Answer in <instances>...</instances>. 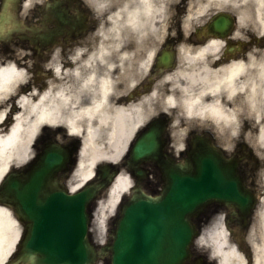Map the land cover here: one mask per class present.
<instances>
[{"label": "flooded vegetation", "instance_id": "flooded-vegetation-1", "mask_svg": "<svg viewBox=\"0 0 264 264\" xmlns=\"http://www.w3.org/2000/svg\"><path fill=\"white\" fill-rule=\"evenodd\" d=\"M132 13L139 20L135 26L129 21ZM219 17L223 24L209 28ZM0 19L6 35L0 63L22 66L28 89H41L55 64L67 65L78 51L89 52L103 42L111 50L113 102L145 115L140 131L159 120L166 146H188L193 132H207L213 144L231 148L229 157L256 186L261 167L249 148L256 144L258 128L245 101L236 102L242 116L230 130L210 119L186 118L180 100L188 82L182 73L198 75L204 68L216 71L239 62L247 67L246 77H255L254 66L264 57L258 0H0ZM168 97L173 105L166 103ZM255 189L257 199L247 215L213 203L195 219L202 237L223 224L244 264H254L252 243L257 250L262 244L257 215L263 191ZM193 253V261L199 255L212 259L201 244Z\"/></svg>", "mask_w": 264, "mask_h": 264}, {"label": "bare ground", "instance_id": "bare-ground-1", "mask_svg": "<svg viewBox=\"0 0 264 264\" xmlns=\"http://www.w3.org/2000/svg\"><path fill=\"white\" fill-rule=\"evenodd\" d=\"M129 21L133 26L139 22L135 13L130 15ZM258 21L264 25V0H258ZM110 56V47L103 42L89 52L78 51L67 65L53 66L52 78L45 82L42 90L37 86L31 89L24 86L28 82L22 66L0 64V180L9 169L30 160L34 138L48 129L64 130L67 136L81 141L75 155L77 161L66 181L70 191H77L91 179L98 163L120 165L128 142L143 125L145 115L134 106L113 102ZM254 69V80L246 77L247 67L239 62L216 71L204 68L198 75L182 73L188 79V87L181 91L184 115L194 119L209 117L235 130L242 116L236 102L244 100L258 128L255 142L264 148V60L256 63ZM242 76L244 79L238 81ZM174 102L172 97L166 99L168 105ZM6 113L7 117L2 120ZM12 113H15L14 123L7 127ZM182 150L180 143L167 146L168 153L175 156ZM146 166L149 171L153 168L150 164ZM131 185V177L121 169L94 203L92 224H96L100 235L104 234L107 219L129 193ZM258 225L262 244L258 250L255 248V264H264V197L260 199ZM20 232L21 226L12 212L0 205V264L15 252ZM92 237L99 243L103 240L102 235ZM208 241L218 264H243L221 226L208 234Z\"/></svg>", "mask_w": 264, "mask_h": 264}, {"label": "water", "instance_id": "water-1", "mask_svg": "<svg viewBox=\"0 0 264 264\" xmlns=\"http://www.w3.org/2000/svg\"><path fill=\"white\" fill-rule=\"evenodd\" d=\"M155 126L141 133L132 145L128 165L140 182L146 175L138 165L154 163L164 185L156 196L141 186L121 205L113 243L97 250L88 234L89 207L118 170L98 167L100 179L74 194L60 180L73 163L74 148L47 143L26 170L9 172L0 187V202L7 204L23 224L24 233L11 264H94L106 251L111 264H185L197 232L191 219L216 201L248 210L252 194L236 174L233 162L203 136H194L183 162L169 157Z\"/></svg>", "mask_w": 264, "mask_h": 264}, {"label": "rangeland", "instance_id": "rangeland-1", "mask_svg": "<svg viewBox=\"0 0 264 264\" xmlns=\"http://www.w3.org/2000/svg\"><path fill=\"white\" fill-rule=\"evenodd\" d=\"M180 132H176L177 134V137L179 135ZM252 141H253V138H252ZM253 144V149L255 151V153L257 154V156L259 157L258 158V161L260 162V167L261 169L258 170V172H256V187L260 190H263L264 191V179H262V174H264V149L263 148H260L258 147V145L256 146V144L254 142H252ZM155 178V176H154ZM149 184V185H148ZM145 189L148 190L149 193H153V189H152V186L150 185V182L147 180L145 182V185H144ZM154 194V193H153ZM91 228H92V231L90 232L92 236H97L99 235V237L102 235L103 239L105 240V232L104 234H99V230H98V227L96 226V224H92L91 222ZM104 235V236H103ZM94 241H96V237L94 238ZM96 264H104L103 263V260H100L98 261Z\"/></svg>", "mask_w": 264, "mask_h": 264}]
</instances>
